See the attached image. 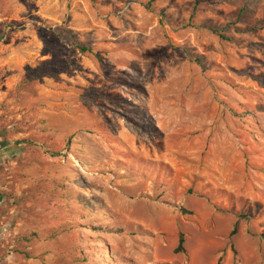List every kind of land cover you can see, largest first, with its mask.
I'll return each instance as SVG.
<instances>
[{
  "label": "rangeland",
  "instance_id": "374dc122",
  "mask_svg": "<svg viewBox=\"0 0 264 264\" xmlns=\"http://www.w3.org/2000/svg\"><path fill=\"white\" fill-rule=\"evenodd\" d=\"M2 141L0 264H264V0H0Z\"/></svg>",
  "mask_w": 264,
  "mask_h": 264
},
{
  "label": "trees",
  "instance_id": "16d2710c",
  "mask_svg": "<svg viewBox=\"0 0 264 264\" xmlns=\"http://www.w3.org/2000/svg\"><path fill=\"white\" fill-rule=\"evenodd\" d=\"M154 0H150V2H153ZM213 32L215 33V34H217V35H219L220 33L218 32V31H215V30H213ZM74 48L80 53V54H91V49L88 47V46H86V45H84V44H81V43H75L74 44ZM16 143H18V142H16ZM7 145V143L6 142H4V141H2V142H0V150L2 149V148H4L5 146ZM184 212V211H183ZM235 233V227L233 228V230L231 231V235H233ZM183 235L182 234H180V236H179V240H178V245H177V247H176V249H175V251L177 252V253H179V252H183Z\"/></svg>",
  "mask_w": 264,
  "mask_h": 264
}]
</instances>
